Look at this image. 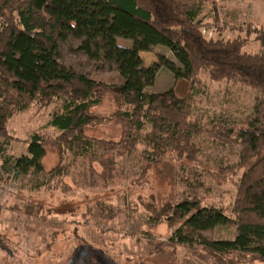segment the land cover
Wrapping results in <instances>:
<instances>
[{
  "label": "rangeland",
  "instance_id": "rangeland-1",
  "mask_svg": "<svg viewBox=\"0 0 264 264\" xmlns=\"http://www.w3.org/2000/svg\"><path fill=\"white\" fill-rule=\"evenodd\" d=\"M200 10L197 21L203 23L206 37H241L246 41L244 50L264 51V0H216L202 3ZM118 43L132 45L126 38ZM140 55L146 66L163 56L181 67L164 45ZM97 80L113 92L123 79L112 72L98 75ZM170 89L189 108V121L205 131L188 133L196 149L192 159L166 149L155 152L145 138L150 123L141 128L134 148L100 144L123 138L122 127L113 118L117 103L110 93L86 114L90 122L83 138L57 139L62 131L50 121L73 103L62 96L52 102L36 99L17 110L8 127L19 140L0 137V264H216L199 244L171 242L183 222L174 205L197 197L236 217L241 147L221 137L220 130L223 125L246 127L259 92L213 81L206 70L198 83L176 79L166 67L146 91L159 94ZM37 134L46 142L42 166L21 168L19 159L28 155L25 140ZM29 201L49 206L48 214H29L25 210ZM242 234L244 228L233 220L208 233L234 241L232 253L249 249ZM248 253L258 255L255 248Z\"/></svg>",
  "mask_w": 264,
  "mask_h": 264
},
{
  "label": "trees",
  "instance_id": "trees-1",
  "mask_svg": "<svg viewBox=\"0 0 264 264\" xmlns=\"http://www.w3.org/2000/svg\"><path fill=\"white\" fill-rule=\"evenodd\" d=\"M204 2L216 0H0V137L19 140L8 125L20 108L36 99L52 102L62 96L73 103L50 121L62 131L57 139L83 138L90 122L86 114L110 93L117 103L113 118L122 127L123 138L100 144L134 148L141 128L150 123L145 138L155 152L166 149L192 159L196 149L188 133L205 131L189 121V108L174 89L146 91L160 69L166 67L176 79L191 83L200 82L206 70L213 81L253 87L259 96L246 127L223 125L220 130L221 137L241 147L236 217L222 206L184 198L174 205L183 222L171 242L199 244L216 264H260L264 263V51L244 50L246 41L241 37H206L203 23L197 21ZM119 38L130 39L132 45H120ZM158 45L167 46L181 67L163 56L146 66L140 53ZM112 72L123 79L113 92L97 80L98 75ZM25 143L28 155L19 159L18 166L41 168L46 155L43 137L37 134ZM47 209L39 201H29L25 207L35 217L48 214ZM231 220L244 228L242 242L249 249L243 252L232 253L234 241L208 235ZM252 248L258 255H249Z\"/></svg>",
  "mask_w": 264,
  "mask_h": 264
},
{
  "label": "crops",
  "instance_id": "crops-1",
  "mask_svg": "<svg viewBox=\"0 0 264 264\" xmlns=\"http://www.w3.org/2000/svg\"><path fill=\"white\" fill-rule=\"evenodd\" d=\"M232 2H235V1H232ZM230 4H231V3H230ZM225 8H226V6H225ZM226 14H227L228 18H231V15H232L231 12H228V11H227ZM232 16H233V15H232ZM256 18H257V17H255V19H256ZM250 21H251V20H250Z\"/></svg>",
  "mask_w": 264,
  "mask_h": 264
},
{
  "label": "built area",
  "instance_id": "built-area-1",
  "mask_svg": "<svg viewBox=\"0 0 264 264\" xmlns=\"http://www.w3.org/2000/svg\"><path fill=\"white\" fill-rule=\"evenodd\" d=\"M203 32L205 33V31L203 30Z\"/></svg>",
  "mask_w": 264,
  "mask_h": 264
}]
</instances>
